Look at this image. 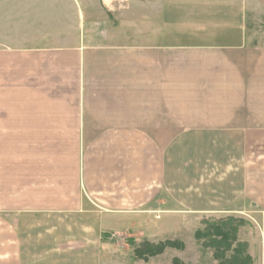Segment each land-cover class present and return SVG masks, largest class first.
<instances>
[{"label": "crops", "instance_id": "crops-1", "mask_svg": "<svg viewBox=\"0 0 264 264\" xmlns=\"http://www.w3.org/2000/svg\"><path fill=\"white\" fill-rule=\"evenodd\" d=\"M41 1L0 0V264H101L103 234L163 236L162 214L264 221V36L172 40L163 0L138 40L81 0L36 28Z\"/></svg>", "mask_w": 264, "mask_h": 264}, {"label": "rangeland", "instance_id": "rangeland-1", "mask_svg": "<svg viewBox=\"0 0 264 264\" xmlns=\"http://www.w3.org/2000/svg\"><path fill=\"white\" fill-rule=\"evenodd\" d=\"M40 0H37V3ZM55 0H42L40 13H32V26H39L38 17L47 21L57 20L58 13L64 14V11L49 9L44 11V5L53 4ZM65 0L61 1V4ZM162 0H148L149 15L156 14V4ZM85 10L86 17L92 18L91 23L102 27L99 31L104 36L109 35H129L138 40L140 36L142 5L147 4V0H81ZM164 14L166 22V34L176 35L172 40L179 39L182 43H203V42H225L239 41L242 39L241 20H243L247 38L255 43L263 39L264 36V9H256V15L261 20L255 19L252 15V9L245 12V17H237V0H163ZM60 4V3H59ZM101 4L100 13L93 12V6ZM58 5V4H57ZM64 10L67 8L68 19L75 17L78 5L75 0H67ZM232 6V7H231ZM244 8V7H243ZM109 10V11H106ZM244 11V9H243ZM53 14L54 18H52ZM263 13V14H262ZM62 19V16H61ZM235 21V22H229ZM175 24L173 25V23ZM237 23V24H236ZM174 26L175 31H171ZM94 26V25H93ZM170 28L168 30L167 28ZM178 29V30H176ZM194 33H190V32ZM88 202H86L87 204ZM90 209H95L88 203ZM88 204L86 205L87 207ZM159 212H156V214ZM155 214V217H156ZM157 220L159 226H166V232L163 236H132L129 234L111 235L103 234L101 236L102 247L100 251L101 264H173L176 259L180 264H220V261L213 257V249L205 247L206 239L195 238V232H203L206 224L216 223L226 218L224 214L204 215L188 217L180 221L172 220L167 214L160 215ZM233 218L234 225L238 226L236 241L232 247H241L244 254L250 258V264H262L264 252L262 249L261 232L264 221H251L249 219ZM168 231V232H167ZM153 244L165 241L175 242L182 248L167 247L161 254L140 259L134 254L135 248H139L143 242ZM228 257L229 254L226 253Z\"/></svg>", "mask_w": 264, "mask_h": 264}, {"label": "trees", "instance_id": "trees-1", "mask_svg": "<svg viewBox=\"0 0 264 264\" xmlns=\"http://www.w3.org/2000/svg\"><path fill=\"white\" fill-rule=\"evenodd\" d=\"M233 218H226L225 220L206 224L203 232H195V238L206 239L205 247L213 249V257L220 261V264H250V258L244 254L241 247H232V243L236 241V234L238 226L231 223ZM182 248L175 242L165 241L162 243L143 242L139 248H135L134 254L140 259H146L161 254L165 248ZM226 253L229 256H226ZM173 264H180L178 260L174 259Z\"/></svg>", "mask_w": 264, "mask_h": 264}, {"label": "built area", "instance_id": "built-area-1", "mask_svg": "<svg viewBox=\"0 0 264 264\" xmlns=\"http://www.w3.org/2000/svg\"><path fill=\"white\" fill-rule=\"evenodd\" d=\"M158 217V213L156 214V218Z\"/></svg>", "mask_w": 264, "mask_h": 264}]
</instances>
